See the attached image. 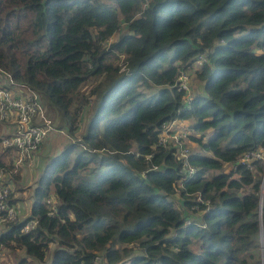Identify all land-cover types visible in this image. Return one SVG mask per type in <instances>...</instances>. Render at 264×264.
Returning <instances> with one entry per match:
<instances>
[{
  "label": "trees",
  "instance_id": "16d2710c",
  "mask_svg": "<svg viewBox=\"0 0 264 264\" xmlns=\"http://www.w3.org/2000/svg\"><path fill=\"white\" fill-rule=\"evenodd\" d=\"M113 3L0 0V71L68 136L0 243L15 264H262L264 163L241 160L264 150V0ZM176 118L194 119L192 175L159 143Z\"/></svg>",
  "mask_w": 264,
  "mask_h": 264
},
{
  "label": "built area",
  "instance_id": "2783aa9c",
  "mask_svg": "<svg viewBox=\"0 0 264 264\" xmlns=\"http://www.w3.org/2000/svg\"><path fill=\"white\" fill-rule=\"evenodd\" d=\"M202 59L197 61L198 66L201 65ZM187 79L188 75L182 73L179 82L182 89L188 90ZM0 80V154L7 158L6 165L0 168L1 234L7 224L23 221L30 216L31 207H29L27 215L22 216L23 209L19 208L21 200H17L19 199L18 196L12 191L10 193L9 187L20 169H28L37 162L40 154H42V145L49 134L54 131V127L47 119L43 101L37 94L28 92L21 86L18 87L9 75L2 71H0ZM8 83L13 84L11 88L5 87ZM179 120L176 118L161 127L159 143L175 147L178 157L182 160V168L188 175H192L195 168L188 162L190 151L182 145V139L189 134L183 129L177 130ZM254 159L264 163V150L262 148L245 155L241 162L246 163L252 169L251 162ZM27 176L28 182L22 187L25 191L30 190L29 187L32 185L33 179L32 173H28ZM15 178L18 179L17 176ZM53 199L52 197L47 202L50 204ZM36 224V219H30L24 225L23 230H30ZM5 250L0 243V264L1 260L5 258ZM90 264H100V261L95 258Z\"/></svg>",
  "mask_w": 264,
  "mask_h": 264
},
{
  "label": "rangeland",
  "instance_id": "374dc122",
  "mask_svg": "<svg viewBox=\"0 0 264 264\" xmlns=\"http://www.w3.org/2000/svg\"><path fill=\"white\" fill-rule=\"evenodd\" d=\"M102 1H104L105 3H108L110 5L114 4L113 0H102ZM118 36H119L118 34L114 35L112 37L111 41L116 40L118 38ZM196 63L197 62H194V65H193L194 67H198V65ZM190 73H191L190 71H188L186 73L188 75V79H187L188 91H189V93H197V92L201 91L200 90V83L201 82L199 80H197V78L193 75V72H192L191 76H190ZM155 89H157V88H155ZM155 89L154 88L147 89L146 87L142 88L144 93H146L148 95L150 93H153ZM94 107H95L94 104H92L91 106L87 107V109L85 108L86 111H85V113L83 115V121L81 122V128H80V131L78 132V134L75 136L76 138L79 139L83 127L85 126V124L88 123L90 117L92 116V114L94 112ZM193 122H194V119L193 120L192 119H190V120L180 119L179 120V124L177 126V130L179 131L180 129H183L190 135L193 132L189 128V126ZM61 130L65 131L64 129H61ZM54 131H57V129L54 128ZM54 131H52V132H54ZM53 134H55V135L52 137V140L51 141L48 140L42 146L41 153H42L44 159H41V155H40V157L37 160V161H39V159H40V161H42L41 164L39 166L33 167V171H32V175H33L32 187L35 186V184L38 181L40 175L42 174L46 164H48L56 155V153L53 154L52 152L49 153L48 151L51 148H53V147H54L55 151L57 149H62V147L65 145V142L67 140V138L64 135H61L58 132H54ZM182 145L185 146L187 149H189L190 153L200 152V150L198 148V145H196L194 142H192L188 136L186 138L182 139ZM57 151H59V150H57ZM228 167L229 166H227L225 169L228 170L229 169ZM17 173L18 174L15 175V177L17 176L18 179H16L15 177L13 178L12 184L10 185L9 189H10V193L12 191L15 195H17L19 198L22 199L21 203L19 204V208H21V210H22V209H25V204L27 205V203L23 200L24 191L21 189V187L24 186V184H26L28 182V178H27L28 176H27L26 169H20ZM21 173H24L23 178L20 176ZM29 188L31 189V186ZM25 192L27 193L28 199L32 198V190H31V192H29V191H25ZM174 198L179 200V197H178L177 193L174 195ZM25 210L28 211V208H26ZM184 210H185L186 214L192 215L193 217L197 218L198 221L201 222L202 213H200V212H197V213L194 212L193 213L192 210H190V209H184ZM23 214L24 213L22 212V215ZM51 249H52V247L50 248V250H49V252H48V254L46 256V259H45L46 261H48L49 258H50L49 256L51 254ZM4 255H5V258H3L1 260V264H15L17 259H18V257H21V256L25 255V253L21 249H18L15 253H12L11 251L5 250ZM30 264H33V263H30Z\"/></svg>",
  "mask_w": 264,
  "mask_h": 264
},
{
  "label": "crops",
  "instance_id": "0c3cea01",
  "mask_svg": "<svg viewBox=\"0 0 264 264\" xmlns=\"http://www.w3.org/2000/svg\"><path fill=\"white\" fill-rule=\"evenodd\" d=\"M179 124V123H178ZM54 132H58L59 134H61V135H64L67 139H68V136L66 135V133L64 132V131H62V130H58L57 129V131H54ZM54 132H52V133H50V135L47 137V139L45 140V142H47L48 140L49 141H51L52 140V137L55 135V134H53ZM57 138V137H56ZM70 139V138H69ZM44 142V143H45ZM66 142H67V140H66ZM66 142H65V144H66ZM57 150H59L60 151V149H57ZM56 150V151H57ZM49 153L50 152H52L53 154H55L56 152H55V149H54V147L53 148H51L49 151H48ZM41 155V159H44V157H43V155L42 154H40ZM46 155V154H45ZM41 162L42 161H40V159H39V161H37L36 163H34L33 164V166L32 167H30V168H28V169H26V172H27V174L28 173H32V171H33V167H36V166H39L40 164H41ZM23 175H24V173H21V177L23 178ZM23 187V186H22ZM21 187V189H23ZM33 189H34V187H32V185H31V189L29 190V192H31V190H32V194H33ZM23 191H24V195H23V200L27 203V205L25 204V209L26 208H28V210H29V207H31V204H32V202H33V198H30V199H28V197H27V193L25 192V190L23 189ZM31 194V193H30ZM25 209H23V215L22 216H25V215H27V213H28V211H26Z\"/></svg>",
  "mask_w": 264,
  "mask_h": 264
},
{
  "label": "water",
  "instance_id": "95a60500",
  "mask_svg": "<svg viewBox=\"0 0 264 264\" xmlns=\"http://www.w3.org/2000/svg\"><path fill=\"white\" fill-rule=\"evenodd\" d=\"M262 202H261V198H260V206H261ZM262 264H264V255L262 254Z\"/></svg>",
  "mask_w": 264,
  "mask_h": 264
}]
</instances>
